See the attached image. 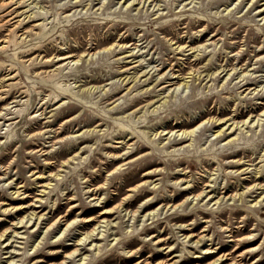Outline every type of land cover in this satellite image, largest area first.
Returning a JSON list of instances; mask_svg holds the SVG:
<instances>
[{
    "label": "rangeland",
    "instance_id": "obj_1",
    "mask_svg": "<svg viewBox=\"0 0 264 264\" xmlns=\"http://www.w3.org/2000/svg\"><path fill=\"white\" fill-rule=\"evenodd\" d=\"M123 1L0 0V264H264V0Z\"/></svg>",
    "mask_w": 264,
    "mask_h": 264
},
{
    "label": "bare ground",
    "instance_id": "obj_2",
    "mask_svg": "<svg viewBox=\"0 0 264 264\" xmlns=\"http://www.w3.org/2000/svg\"><path fill=\"white\" fill-rule=\"evenodd\" d=\"M133 1H135V0H130V2L129 1H127V0H124L122 3H124L126 6H129L130 4H132L133 3ZM0 5H2L1 3H0ZM259 9V8H258ZM6 10V9H5ZM263 10V9H262ZM262 10H260V11H262ZM15 14V15H14ZM16 12L14 11V12H11V15H9V17H8V19L7 20H3L4 21V23L5 24H9V22L12 20V19H14V17H16ZM1 42H3V41H1ZM175 44H177V43H174V45ZM4 46H0V51H1V49L3 48ZM188 46H186L185 48H187ZM176 49H178L179 50V52H184V48L183 47H179V44H178V46H177V48ZM66 58H68V57H64V58H61V59H66ZM61 59H59V60H61ZM69 64V63H68ZM67 64V65H68ZM59 69H60V67H59ZM59 69H57V70H59ZM233 71H234V69H232ZM224 72V69L222 70V72L221 73H223ZM220 73V74H221ZM227 73H225L224 75H226ZM234 74V72L232 73V75ZM223 75V76H224ZM228 75H230V74H228ZM231 75V76H232ZM178 74H177V76H174L173 78H178ZM198 76V75H197ZM211 75H209V77H210ZM208 77V76H207ZM10 79V78H9ZM198 79V78H197ZM183 83V82H182ZM181 83V84H182ZM184 86H186V85H184ZM3 86H1V88H2ZM5 98V97H4ZM157 110V109H156ZM263 113H264V111H262L261 113H260V115H258L256 118H255V116L253 117V119H251L249 122L247 121L248 119H245L244 121H242V124L244 125V124H254V123H258V118L259 117H262L263 116ZM6 115L7 114H1L0 113V119H3V120H8V118H6ZM228 121V120H227ZM222 124V123H221ZM228 124V123H227ZM226 124V125H227ZM236 127H239V126H237V123L236 122H232L231 124H229L228 126H227V129L226 130H228V129H230V130H233L234 128H236ZM241 127H242V125H241ZM247 127V126H246ZM240 128V127H239ZM235 129V130H240V129ZM169 132L170 131H168V132H165L164 134L165 135H167V134H169ZM193 130H191V131H188V132H186V131H182V132H177L178 134H177V136H180L179 137V139H181V138H186L187 136H190L191 137V134H193ZM220 132L221 131H218L217 133L218 134H220ZM172 134V133H171ZM175 134V133H174ZM183 136V137H182ZM234 141V139H231L230 140V142H233ZM65 164V163H64ZM147 175H149V171L148 172H146V173H144V176H147ZM142 186H144V183L143 184H140V185H138L137 186V188H140V187H142ZM135 189V188H134ZM133 189V190H134ZM264 190V189H263ZM202 196V192L201 193H199V194H197V195H194V196H192V200H193V198L195 197V199L194 200H198V198H200ZM207 196V195H206ZM209 197V196H208ZM241 197V196H240ZM210 199L212 198V196H210L209 197ZM263 200H264V197H263ZM36 201V200H35ZM145 204V203H144ZM149 206V205H148ZM172 207V206H171ZM179 207H180V205H179ZM114 213V210L113 209H109V210H103V211H101L100 213H99V216L100 217H102V219H104L105 217H107V216H109V215H111V214H113ZM150 215H153V212H151V213H148V214H145V215H143V217H145V216H148L147 217V219L149 218V216ZM33 218V214H32V216L30 217V218H28V220L26 221V222H28V221H30L31 219ZM40 217H38V219H39ZM24 219V218H23ZM23 219H21V220H19V223H23L22 222V220ZM36 220V219H35ZM114 221V220H113ZM113 221H107V220H102V221H100V223H104L105 225H102V226H97L96 228L94 227L93 229H91L90 230V232H88V233H86V235L85 236H83L82 238H80V239H78L77 241H76V244L74 245L75 246V249L72 251V252H70L65 258L66 259H69V262H71V261H73L77 256H79V255H77L76 253L78 252L79 253V249H78V247H81L80 248V250H82V249H84V247H86V246H89V249L91 248V247H93V250H95V251H98L99 249V247L94 243V240H104V237H99V236H102V233L103 232H106V230H110V229H112L113 228V225L111 224V222H113ZM25 222V223H26ZM85 222H89V221H85ZM24 224V223H23ZM109 226V228H107ZM100 227H102V228H105L104 229V231H102V230H100V231H96V230H98ZM95 231H96V233H95ZM102 232V233H101ZM17 234V233H16ZM2 237V235L0 236V238ZM2 239V238H1ZM89 240V241H88ZM8 248V247H7ZM5 249V248H4ZM238 256H240V255H238ZM11 257V256H10ZM9 257V258H10ZM85 259L84 258H80L79 259V262L80 263H83V261H84ZM241 261H242V259H240L239 261H236V260H231L230 262H229V264H241ZM137 264V263H136Z\"/></svg>",
    "mask_w": 264,
    "mask_h": 264
}]
</instances>
